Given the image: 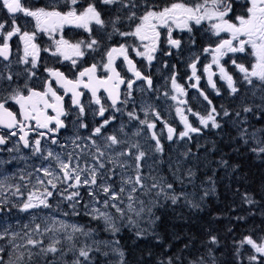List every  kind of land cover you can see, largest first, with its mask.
Instances as JSON below:
<instances>
[{
  "label": "snow or ice",
  "instance_id": "6c2138e0",
  "mask_svg": "<svg viewBox=\"0 0 264 264\" xmlns=\"http://www.w3.org/2000/svg\"><path fill=\"white\" fill-rule=\"evenodd\" d=\"M100 3L104 5H120L121 8L128 10L127 15L123 18L117 14L108 22L112 25V31L107 33L108 40L110 41L113 35L136 37L141 42L144 50L141 51L139 46L126 43L108 47L104 53V57L100 61L83 68L76 74L75 79H70L59 69L46 67L44 71L48 74L49 78L44 80L43 88L40 90L33 87L30 83L36 77L34 70L38 66L40 52H50L53 56L59 55L65 60H71L75 68L80 58L85 57L90 51L98 50L102 46L103 37L98 38L93 35L92 25L94 24L103 30L106 28V21L102 18L101 11L98 10L96 0H91L86 6H81L80 0H52V3L49 5L41 7L28 6L24 3V0H0V9L5 10L9 18L0 21V41H2L0 42V57L6 61L9 60V41L14 36H19V40L23 44V55L20 57L19 63L24 65L31 64V69L26 67L24 70L27 79L23 84L18 82L21 73H16L15 78L11 71H8L6 74L0 73V126L9 130L7 135L0 134V145H4L10 137L18 135L19 141L23 143L25 148H32L33 155L40 154L44 160H54L56 162V168L63 174L62 177L52 169L51 165L48 167L41 166L37 169L38 172L43 173L44 177L52 178L48 180V184L53 189L57 187V184L53 182L54 179L70 182L69 187L74 189L85 186L89 188L88 194L96 203H99L96 200L97 193H103L107 197L103 201V206L105 208L109 206L114 208L121 220L127 216L129 224H136L133 214L139 217L145 211L149 214L152 213V208H146L143 201L139 202V208L136 207L135 198L132 193L137 192L138 187L147 189L148 192L157 190L156 195L158 197L163 196L165 200H171L172 204H176L181 197H184L191 207H199L198 204L188 201L185 193L176 192L173 184L168 183L163 176H144L141 169L144 166L143 161L148 156V152L143 150L139 143H132L124 151L115 153V155H108L107 164H111L112 168L107 169V176L101 172V170L106 168V163L103 159L106 156V152L96 144V140L93 137L103 135V130L115 117L111 116L104 119L107 108L102 104L98 92L100 89H103L107 93L112 108H116L117 101L120 98V84H127L129 89L127 95L131 96L134 81H126L121 77L116 66V60L120 57L123 58L128 71L132 72L137 79L145 80L149 87H151V78L143 76L137 70L133 60L129 56V51L135 52V55L138 57H146L151 62L154 59V53L157 51L160 40V28H167L168 45L179 49L181 40L172 38L173 26L191 32L192 23L200 25L203 21L210 23L212 35L219 37L221 33L228 34L227 39H220L219 43H216L214 46L210 44L203 48L204 53L211 55V62L204 65V72L207 73L208 83L217 91V95L220 93L216 88V83L213 81V76L216 74L212 71L213 65L218 69L220 79L226 82L230 94H237L239 92L236 86L237 81L221 61L228 54L245 53L248 47L251 48V55L254 57L251 67H246L244 63H238L235 58L231 60V64L241 74L242 81L245 84L253 88H259L261 92H264V0H247L249 6L246 8V14L236 15L234 21L229 18V13L234 11V0H196L195 3H188L187 0H173L172 3L162 8L159 5L149 4L148 0H143L144 11L139 16H137L135 9L141 5L137 4L135 0H100ZM119 11L120 9L118 8L117 12L119 13ZM21 14L23 17H29L34 21L33 31L22 30L21 25L17 22ZM122 19L134 23V28L131 31H121L119 25ZM9 20L10 27L8 26ZM65 26L84 29L88 32L89 39H81L75 43L70 42L63 35ZM6 27L8 30H5ZM39 33L46 34L52 40L53 46L51 48L46 47L41 49L36 43ZM57 33H59L58 39L56 38ZM193 43L195 42L193 41ZM167 54L170 55L171 53ZM199 59L200 57L197 55L192 63L189 64L192 75L197 81L200 80V77L196 75L197 61ZM101 68L106 75H97ZM53 80L55 84L64 90L65 94L71 93L72 105L78 108V118L85 115V107L80 99L83 95V92L80 90L81 88L88 90L92 96L91 103L99 106L95 114L100 116L103 122L94 127L91 135L88 137L92 142V146L95 147V153L92 154V164L86 163L81 167L77 163L73 167L71 163L73 159L72 153L68 154L67 161L62 159L61 154H54L50 149L47 150V155H43L42 139L47 137L51 140L52 144H57L58 140L55 136H50L49 134L56 133L61 128H64L65 123L62 117L68 115V112L64 108V96L59 95L57 90L53 88ZM254 81H258L259 84H255ZM171 83L177 92L184 93V88L177 83L175 72H173L171 77ZM196 86L193 85V87ZM200 95L208 101L209 105L212 104V101L203 91L200 92ZM171 98L173 100L177 99L175 95ZM261 99L264 101V96ZM10 102L19 107L18 114L10 110L8 107ZM258 107H260L257 115L259 119L264 117V103ZM49 109L55 115H49ZM116 110L119 111L118 108ZM151 110L156 118L160 119V114L154 108ZM144 111L145 117H147L148 109H144ZM188 111L191 112V109H188ZM176 112L184 125V131L179 133L181 139L189 137L190 133L200 132L199 128L193 127L189 123L187 116L183 114V109L177 107ZM243 112L251 113L253 112V107L244 106ZM193 115L199 116L198 113H193ZM223 115L228 117L229 111L223 109ZM236 115L239 116L240 113L237 112ZM128 117L129 119H139L134 112H128ZM30 121L35 122L34 127L29 123ZM199 122L205 128L209 124L212 128H219L217 109L211 107L206 116H199ZM139 123L146 125L147 129L151 132V139L155 141L154 151L162 153L163 147L160 139L157 137V133L154 131L156 124L150 122L147 118L139 120ZM52 124L55 127H52ZM79 127L87 128V124L81 122L79 123ZM165 127L167 128V138L172 140L175 129L169 126L167 122H165ZM122 130L123 125L121 126ZM29 132H36L37 138L30 141ZM258 133H264V129L254 130L251 133L252 139H257ZM139 134V132L135 133V135ZM246 134H248L247 128L244 129L241 135L244 136ZM79 139L80 137L77 136L73 140V144H76V141ZM104 139L106 141L104 145L105 149L124 143L115 134L107 135ZM260 142H264V138H261ZM76 146L79 147V145ZM132 149L137 150L133 157L135 175L128 176L126 172L132 165L123 158L132 156ZM12 150L9 149V151ZM253 151L264 153V147L253 149ZM183 155L187 156L188 153H184ZM78 159L79 157H77ZM179 164L180 162L177 161V168L173 171V176L178 182L183 183L185 176L189 179L194 177L195 173L191 169L181 176L179 174ZM117 167L123 170L120 174L121 186L119 192L115 190L111 183L112 178L116 175L115 168ZM148 178L152 180L150 186L146 183V179ZM43 183L44 180L37 176V184L43 185ZM125 185L131 186L126 209L117 203L121 199L120 194L126 191ZM3 187V182L0 181V189ZM16 191L19 192V186H17ZM52 195L53 193L46 188L42 193V198H37L33 193H29L27 201L20 206V211H27L40 205L48 207L46 198ZM204 195H209V192L205 191ZM77 196H79L78 190L73 191L66 199L72 200ZM35 199H38V204L33 202ZM243 200L247 204L255 202L247 193L244 194ZM73 214H76L75 211ZM87 215H90L93 220L102 221L104 225L103 231L105 232H110L114 235L120 230L117 219L109 212L93 207ZM237 219L243 220L244 217H237ZM53 223L58 226L46 227L41 231V226L37 224L35 229L25 231L23 235L18 232H9L8 229L0 232V240L7 238L6 244L0 246V264H35L36 257H39L43 264H69L64 259L68 253H72L74 256L71 264H94L93 253H100L104 257H108L110 254L115 256L116 259L109 261V264H126L125 252L119 247V241L94 238L96 229L86 227L85 225H69L63 221H53ZM24 227L27 229L28 225ZM61 231L65 233L63 239L55 238V234ZM229 231L232 230L229 229ZM33 233L40 236L52 233L54 238L45 245L42 239L33 238ZM143 234V229L136 232L137 236ZM77 235L83 236L91 242L78 245ZM17 240H22L23 242L17 243ZM65 242L66 246L61 247ZM208 243L210 245H219L220 241L216 235H209ZM232 244L235 248L234 254L237 260L241 261V264L242 250L245 246L250 247L252 250V254L247 256L249 264H264V235H261L258 240L254 239L252 234L244 235L241 239H233ZM33 249H38V251H33ZM49 254L52 255V260L46 259ZM5 255L8 256L7 260L4 259ZM209 261L211 264H219L214 254V249L211 247H208L205 255H200L190 260L189 264H209ZM161 264H165V262H161ZM166 264H173L171 257L167 259Z\"/></svg>",
  "mask_w": 264,
  "mask_h": 264
},
{
  "label": "flooded vegetation",
  "instance_id": "af4514ba",
  "mask_svg": "<svg viewBox=\"0 0 264 264\" xmlns=\"http://www.w3.org/2000/svg\"><path fill=\"white\" fill-rule=\"evenodd\" d=\"M89 2H91V0H80L81 6H86ZM135 2L141 5L139 8L135 9L137 16H139L144 11L143 0H135ZM237 2L239 4H237ZM24 3L28 6L41 7L49 5L52 3V0H24ZM148 3L159 5L161 8L170 4H165L164 0H148ZM96 4L98 10L102 13V18L106 21V28L103 30L94 24L92 25L93 35L98 38L103 37L102 46L98 50L90 51L85 57L80 58L75 68L71 63V60H65L59 55L53 56L50 52L41 51L38 66L34 70L36 72V77L30 81L33 87L42 90L44 80L49 78L48 74L44 71L46 67L59 69L70 79H75L76 74L83 68L100 61L102 57H104V53L108 47L114 45L118 46L120 43H126L133 46H139L141 51L144 50L141 42L136 37H121L119 35H113L110 41L107 38V33L112 31V25L108 22L117 14L121 15L123 18L127 15L128 10L121 8L120 5H104L100 3V0H96ZM248 6L247 0L234 1V8H243L242 13L245 11L246 14V8ZM118 8L120 9L119 13L117 12ZM232 13L233 12L229 14ZM229 18L234 21L235 17H230L229 15ZM6 19H9L6 11L0 9V21ZM17 22L21 25L22 30H34V21L29 17H23L21 14ZM206 23H208V21H203L200 25L192 23L191 32L173 26L172 38L181 40V46L179 49L168 45L167 28H160V40L158 42L157 51L154 53V59L151 62H149L146 57H138L135 55V52L129 51V56L133 60L137 70H139L143 76L151 78V87H149L145 80L137 79L132 72L128 71V67L122 57L116 60L117 70L120 72L121 77L126 81H134V84L131 90V96L127 95L129 89L126 83L119 85L120 98L117 101L116 106L119 111H117L116 108L111 107V101L108 99L107 93L104 92L103 89H100L98 92L102 104L107 108L104 119L111 116L115 117V119L105 127L103 135L93 137V139L96 140V144L106 152V156L103 158L106 163V168L101 170L105 176L108 174L107 169L112 168L111 164H107V156L115 155V153L124 151L132 143H139L141 148L148 152V156L143 161L144 166L141 169L144 176H164L168 183V178H174L173 171L177 168V161L180 162L179 174L183 176L189 169L193 172L197 170L193 169L194 158L200 159L202 156H208L206 148L207 132L212 127L210 124L207 128L201 125L199 122V116H206L211 107H215L217 109V121L219 122V104L221 103L224 94H229L231 96L232 94H230L226 82L220 79L218 69H216L214 65L212 71L216 74L213 76V81L216 83V88L219 90L220 94L217 95V91L208 83L207 73L204 72V65L211 62V55L206 54L203 51L201 52L200 48H204L210 44L214 46L216 43H219L220 39H227L228 34L221 33L219 37H216L212 35V32L210 31V24H208V27H204ZM8 26L10 27V20ZM134 26V23H130L123 19L119 25L121 31H131ZM5 30H8V28L6 27ZM63 35L65 39L72 43L81 39H89L88 32L74 26H65L63 29ZM56 38H59V33L56 34ZM193 41L195 43H193ZM36 43L41 49L46 47L51 48L53 46L52 40L44 33L38 34ZM9 44V60L6 61L0 57V73L6 74L8 71H11L14 74V78L16 73H21L18 82L23 84L27 79L24 70L26 67L31 69V64L24 65L19 63V59L23 55V44L19 40V36H14L9 41ZM195 48L196 52L193 53V49ZM167 53L171 54L168 55ZM197 55L200 57L197 61L196 71V75L200 77L199 81H197L192 75V70L189 67V64L192 63ZM244 56L243 53H237L235 55L228 54L221 61L226 66L229 73L233 75L234 79L235 76L233 69L235 68L231 64V60L235 58L238 62L239 60H242ZM173 72L176 73L177 83L185 90L183 94L177 92L172 86L171 77ZM97 75L104 76L106 73H104V70L101 68ZM254 83L259 84L258 81H254ZM52 84L58 94L64 96V108L65 111L68 112V115L62 117L65 127L61 128L56 133L49 134L50 136H55L58 140L57 144H52L51 140L47 137L42 139L41 146L44 149L43 155H47V150L50 149L54 154H61L62 159L67 161L68 154L72 153L73 159L71 163L73 167H75L77 163H79L81 167L86 163L92 164V154L95 153V147L92 146V142L88 137L91 135L93 128L103 122L102 118L95 114V111H98L99 106L91 103V93L88 90L81 88L80 90L83 92V95L80 99L85 107V115L78 118V108L72 105L71 93L65 94L64 90L60 88L59 85L55 84L54 80L52 81ZM193 85L197 86L193 87ZM245 87L255 90L254 93L259 90V88H253L251 86ZM201 91H203L212 101L211 105H209L208 101L200 95ZM174 95L177 97L176 100L171 98ZM182 101L183 103H181ZM8 107L14 113H19V107L17 105L10 102ZM177 107L184 110L183 114L187 116L189 123L193 127L199 128L200 132L190 133L189 137H184L182 139L179 137V133L184 131V125L180 120V116L176 112ZM152 108L160 114V119L156 118L151 110ZM144 109H148L147 117H145ZM188 109H191V112H189ZM128 112H134L139 119H129ZM48 113L49 115H55L51 109L48 110ZM193 113H198L199 116L193 115ZM146 118L150 122L156 124L154 131L157 133V137L160 139L163 147L162 153H156L154 151L155 141L151 139V132L147 129L146 125H141L139 123V120ZM81 122L87 124V128H80L79 123ZM165 122L175 129V134L172 140L167 138ZM29 123L33 127L35 126L34 121H30ZM122 125L123 130L121 131ZM51 126L55 127L54 124ZM213 129L218 130V128ZM8 132V129L0 126V134L7 135ZM137 132L140 134L135 135ZM111 134L117 135V137L124 141V143L105 149L104 145L106 141L104 137ZM77 136H79L80 139L76 141V144H73V140ZM36 138V132H29L30 141H33ZM76 145H79V147ZM9 149L13 150L9 151ZM136 151V149H132L133 155L125 158L127 162L132 165V167L126 172V175L128 176L135 175L133 157ZM184 153H188V155L184 156ZM77 157H79L78 160ZM170 158L174 161L173 164H170V161H168ZM49 165H51L52 169L62 177L63 174L60 173L58 168H56V162L54 160L46 161L40 154L33 155L32 148H25L23 143L19 141L18 135L10 137L4 145H0V181H2L4 185V187L0 189V223L5 220L9 221L7 223L12 224L33 221L37 225L39 222L51 221V219L54 218L56 221L65 219L67 221L66 223L69 224V220L83 219L84 216H87L92 220L91 216L86 214L87 212H91L93 207L99 208L100 210L106 209L105 207H102V202L104 199H107V197H105L103 193L98 192L96 200H98L99 203H96L93 198L89 196L88 187L81 186L79 189H74L69 187L70 182H63L62 180L54 179L53 182L57 184V187L53 189L51 185L48 184V180L52 178L44 177L42 172L37 171L39 167H48ZM37 176L44 180L43 185L37 184ZM185 178L187 177H184V184L178 182L176 179L174 180V183L176 182L175 184L179 185L176 190L180 189V192L186 194L189 190L193 191V187L186 184L187 179ZM148 180V185L150 186L152 180L150 178H148ZM111 183L117 191L118 187L114 177L112 178ZM17 186H19V192L16 191ZM45 188L53 193L52 196L46 198L48 207L40 205L27 211H20V206L27 201L29 193H33L37 198H42V193ZM198 189L204 191L203 186H198ZM77 190L79 191V196L73 198L72 201L66 199V197L70 196L73 191ZM137 191V193L135 192L137 196L138 194L143 193L152 195L156 194L153 193V191H142L139 187ZM198 196L202 197V195L197 194L196 198ZM182 199L184 200V197H182ZM33 202L38 204V199H35ZM110 210L114 211V208L110 207L109 211ZM74 211L76 214H73ZM26 214L30 215L32 219L28 218ZM100 223L102 224V222Z\"/></svg>",
  "mask_w": 264,
  "mask_h": 264
},
{
  "label": "trees",
  "instance_id": "16d2710c",
  "mask_svg": "<svg viewBox=\"0 0 264 264\" xmlns=\"http://www.w3.org/2000/svg\"><path fill=\"white\" fill-rule=\"evenodd\" d=\"M172 1L164 0V3ZM187 2L195 3L196 0ZM242 10L243 8H234L233 15L230 16L245 14ZM236 86L239 92L232 96L224 94L219 104L220 127L218 130L207 132V161L194 158L193 169H197L194 171L195 175L191 179L185 178L186 184L193 187V191L186 193L187 200H193L199 207H191L185 198L172 204L171 200H165L163 196L148 194L151 195V201L145 202V207H151L152 213L143 212V215L136 219V224L130 226L124 219H120L117 222L120 230L114 235L103 231L104 225L87 216L75 219L76 224L96 229L94 238L119 241V247L125 252L126 264H166L169 257L172 258L173 264H189L190 260L205 255L208 247L214 249L219 264H241L234 254L233 239L238 240L244 235L252 234L253 238L258 240L264 235V153L253 151L264 147V142H260L264 133H258L257 139L251 137L254 130L264 129V117L257 118L260 111L258 106L264 103L261 99L264 92L259 89L252 94L253 89L238 83ZM244 106L253 107V112H243ZM223 109L229 111L228 117L223 115ZM237 112L240 113L239 116L236 115ZM245 128L248 129V134L242 136ZM174 179L170 177L169 181L174 184ZM198 186H203L204 191H200ZM205 191H209V195L205 196ZM245 193L255 201L253 204L244 202ZM197 194L202 195L201 200L196 198ZM138 195L139 198L144 196ZM237 217L244 219L238 220ZM140 229L144 230V234L137 236L136 232ZM15 230L21 235L28 231L23 229L21 224H18ZM209 235H216L220 241L219 245H210ZM46 236L48 235L33 233V238L42 239L45 245L53 238L48 239ZM90 242L87 238L77 235L78 245ZM5 244L3 242L1 246ZM64 246L66 243L61 245ZM250 254L252 250L245 246L242 250V264H249L247 256ZM92 255L94 264H109V261L116 259L111 254L108 257L100 253ZM73 258L72 253L64 257L69 264ZM4 259L7 260L8 256L5 255ZM46 259L52 260L53 257L49 254ZM35 264L43 262L36 257Z\"/></svg>",
  "mask_w": 264,
  "mask_h": 264
},
{
  "label": "rangeland",
  "instance_id": "374dc122",
  "mask_svg": "<svg viewBox=\"0 0 264 264\" xmlns=\"http://www.w3.org/2000/svg\"><path fill=\"white\" fill-rule=\"evenodd\" d=\"M235 1V0H234ZM167 4V3H166ZM245 12V11H244ZM230 15V14H229ZM236 15H240V14H236ZM235 15V16H236ZM234 16V17H235ZM231 17V16H230ZM234 20H235V18H234ZM208 24H210L209 22L208 23H206V25H204V27H208ZM210 26V25H209ZM201 49V52L203 51V48L201 47L200 48ZM193 53H195L196 52V48L195 49H193ZM243 55H245L243 58H242V60H239L238 61V63H244L245 64V66L246 67H251V64L254 62V57L251 55V48L250 47H248L247 49H246V52L245 53H243ZM233 73H234V76H235V80L237 81V83H238V85H241V86H249V85H246L243 81H242V77H241V74L238 72V70H236V69H233ZM255 92V90H252L251 91V93L253 94ZM213 128H210V130H212ZM209 130V131H210ZM123 159H125V158H123ZM201 160H203V161H207L206 160V157L205 156H202L201 157ZM168 161H170V164H173L174 163V161L170 158ZM115 172H116V175L114 176V180L116 181V185H117V187H118V190H117V192H119V189H120V186H121V177H120V174H121V172H122V170L119 168V167H117V168H115ZM171 178H173V177H171ZM175 180V179H174ZM168 181H169V178H168ZM148 182H149V180L148 179H146V183L148 184ZM169 183H171V181H169ZM173 184V183H172ZM173 186H174V190L176 191V192H180V189H177L176 190V188L175 187H178L179 185L178 184H173ZM125 187V189H126V191L123 193V194H120V197H121V199H120V201H117V203H119L120 204V206L122 207V208H125L126 209V206H127V204H128V195H129V191H130V188H131V186L130 185H126V186H124ZM142 191H147V189H141ZM141 191V192H142ZM153 191V193H156V191L157 190H152ZM144 194V193H143ZM132 195H133V197L135 198V204H136V207L137 208H139L140 207V201H143L144 202V206H145V202H150L151 201V198H149V197H151V195H148V194H144V196L142 197V198H139L135 193H132ZM142 195V194H141ZM156 196V195H155ZM125 197V198H124ZM182 198V197H181ZM198 198V200H201V197H197ZM26 202V201H25ZM103 203V202H102ZM102 207H104V206H102ZM109 208H110V206L108 207V208H106V209H101V211H106V212H109V213H111L116 219H117V222L120 220V218H119V214L118 213H116L115 212V209H114V211H109ZM115 212V213H114ZM27 215V217L28 218H30V219H32V217L30 216V215H28V214H26ZM143 215V213H141V215L139 216V217H136L134 214H133V219H139L141 216ZM53 221H56L54 218H52L51 219V221H43V222H39V224L41 225V226H43V227H41V231L44 229V228H46V227H57L58 225H55L54 223H53ZM61 221H63V222H67L65 219H63V220H61ZM124 221L125 222H127V224L130 226L131 224H129L128 223V221H127V216H125V218H124ZM7 222H9V221H7V220H5V221H3L2 223H0V232H3L5 229H8L9 230V232H17V230H15L16 228H18V224H21V227L23 228V229H25L26 230V228L24 227L25 225H28V230L29 229H35V225H36V223L35 222H33V221H25V222H21V223H19V222H17V223H14V224H12V223H7ZM71 224H76V223H69V225H71ZM78 225V224H77ZM102 225H103V222H102ZM69 231H70V229H69ZM45 235H48V236H46L48 239H50L51 237H53V234L52 233H47V234H45ZM64 235H65V233L64 232H58V233H56L55 234V238H62L63 239V237H64ZM60 236V237H59ZM54 238V237H53ZM60 238V239H61ZM3 242H7V239H5V240H0V246L2 245V243ZM66 243V242H65Z\"/></svg>",
  "mask_w": 264,
  "mask_h": 264
},
{
  "label": "bare ground",
  "instance_id": "6f19581e",
  "mask_svg": "<svg viewBox=\"0 0 264 264\" xmlns=\"http://www.w3.org/2000/svg\"><path fill=\"white\" fill-rule=\"evenodd\" d=\"M200 139H201V136H200ZM205 139V138H204ZM203 140V139H202ZM202 142V141H201ZM86 145V144H85ZM195 145V144H194ZM176 183V182H175ZM185 183V182H184ZM183 183V184H184ZM182 187V186H181ZM207 187V186H206ZM180 188V187H179ZM202 188V187H201ZM138 192V191H137ZM136 192V193H137ZM140 192V191H139ZM209 192V191H208ZM183 200V199H182ZM72 201V200H71ZM193 201V200H192ZM195 201H197L196 199H195ZM72 204V203H71ZM77 205V204H76ZM71 206V205H70ZM74 206V205H73ZM70 208V207H69ZM89 208V207H88ZM73 209V208H72ZM59 210V209H58ZM56 212V211H55ZM60 213V212H59ZM86 213V212H85ZM88 213V212H87ZM53 214V213H52ZM87 215V214H86ZM60 217V216H59ZM62 217V216H61ZM72 220V219H71ZM41 221V220H40Z\"/></svg>",
  "mask_w": 264,
  "mask_h": 264
}]
</instances>
